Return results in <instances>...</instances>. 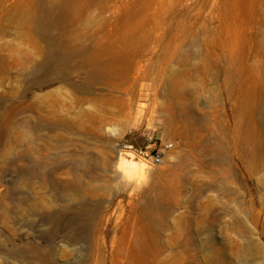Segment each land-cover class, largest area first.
<instances>
[{
  "label": "rangeland",
  "instance_id": "rangeland-1",
  "mask_svg": "<svg viewBox=\"0 0 264 264\" xmlns=\"http://www.w3.org/2000/svg\"><path fill=\"white\" fill-rule=\"evenodd\" d=\"M39 1L0 0V264H264V151L250 159L251 137L264 142V0H82L81 36L127 6L151 37L153 65L118 93H79L85 69L43 67L69 34L33 29ZM48 1L60 23L82 3ZM231 44L253 114L228 89ZM98 95L125 99L126 119Z\"/></svg>",
  "mask_w": 264,
  "mask_h": 264
},
{
  "label": "bare ground",
  "instance_id": "bare-ground-1",
  "mask_svg": "<svg viewBox=\"0 0 264 264\" xmlns=\"http://www.w3.org/2000/svg\"><path fill=\"white\" fill-rule=\"evenodd\" d=\"M79 1L81 2L82 0ZM87 2L82 1V3L74 4L75 10L71 23H60V15H58L60 2H51L48 0L39 1L41 6L39 9L37 8L36 13L38 15L33 22V29L36 32L41 33H44L46 30L48 33L50 30L55 29L57 31L65 32V34H69L66 36L68 37L66 38L67 41L61 39V42L55 45V48L52 49V53L47 58V62L43 67H49V69L52 68L53 75L60 79H63L65 75L69 73L70 69H85L86 83L75 85V88L79 93H94L93 87L96 85H101L111 92H124L125 87L120 83L123 77L140 71H146V66L150 67V64L153 65V61L148 60L149 58L143 50L151 37L142 36L136 33V27L137 25H140L141 22V15H138L135 12L130 13V10H127V6L126 10L119 14L118 8L115 9L111 16L105 20V28L100 33H93L91 35L85 34V36H81L84 31L79 30L77 28L78 24L75 26L74 23L79 20L86 9L92 4V1ZM8 31L9 27L5 26L2 33L6 34ZM48 37L49 36H47V38ZM84 39L90 41L89 46L82 43V40ZM228 49L231 51V55L229 56L228 54L230 59H228L227 66L224 68L228 89L230 93H235L237 95V107L240 109V114L245 113L246 111L253 114L256 106L254 103L250 106V102L247 98L245 67L243 64H239L234 56V44H231ZM4 59L5 57L3 54H0V62ZM41 70L43 71V68H41ZM216 70L219 72L221 71L217 66ZM207 71L206 68H202L203 73H206ZM102 96L103 95H98L99 99H97V102H100L99 104L101 105L100 109L103 112H107L106 109H108V103H116V110L114 109L112 114H117L119 117L117 122L122 123L123 120L126 119L125 107L127 106V101L119 96ZM105 120L106 117L102 114L100 116V122L103 123ZM50 127L56 129L59 126L53 124ZM250 141H252L251 143L253 145L250 152V159L252 162H255L260 159V156L264 151V142L254 137H251ZM116 169L120 170L118 168ZM169 183L168 180H166V182H160L159 185L152 189V191L154 193L158 192L159 194L168 193L171 187ZM143 208L146 216L151 221L153 204L150 199L144 202Z\"/></svg>",
  "mask_w": 264,
  "mask_h": 264
},
{
  "label": "built area",
  "instance_id": "built-area-1",
  "mask_svg": "<svg viewBox=\"0 0 264 264\" xmlns=\"http://www.w3.org/2000/svg\"><path fill=\"white\" fill-rule=\"evenodd\" d=\"M153 161H154L155 163L160 162V154H159V153H156V154L153 156Z\"/></svg>",
  "mask_w": 264,
  "mask_h": 264
},
{
  "label": "clouds",
  "instance_id": "clouds-1",
  "mask_svg": "<svg viewBox=\"0 0 264 264\" xmlns=\"http://www.w3.org/2000/svg\"><path fill=\"white\" fill-rule=\"evenodd\" d=\"M147 182H148V176L145 175L144 180H143V183L146 184Z\"/></svg>",
  "mask_w": 264,
  "mask_h": 264
}]
</instances>
